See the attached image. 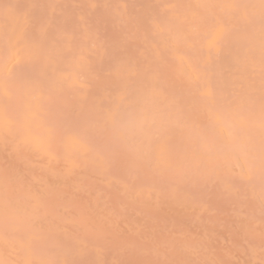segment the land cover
Here are the masks:
<instances>
[{
    "label": "bare ground",
    "instance_id": "1",
    "mask_svg": "<svg viewBox=\"0 0 264 264\" xmlns=\"http://www.w3.org/2000/svg\"><path fill=\"white\" fill-rule=\"evenodd\" d=\"M262 118L258 0H0V261L261 264Z\"/></svg>",
    "mask_w": 264,
    "mask_h": 264
},
{
    "label": "snow or ice",
    "instance_id": "2",
    "mask_svg": "<svg viewBox=\"0 0 264 264\" xmlns=\"http://www.w3.org/2000/svg\"><path fill=\"white\" fill-rule=\"evenodd\" d=\"M258 3L261 7L262 15H264V0H258ZM31 82L26 81L25 85L30 86ZM209 94H211L209 92ZM213 117L215 120V127H223L226 123L229 124V131H228V141L229 142H235L238 138V134L242 129L244 128L246 124V120L244 118V115L241 110H232L231 107H225L223 109H212ZM261 131L262 135H264V118L261 120ZM205 146H210L207 141L204 142ZM51 150V149H50ZM144 165H146L148 168H153L155 166L159 165V160L156 158V155L154 152L148 153L143 157V160L141 161ZM261 168L262 171H264V144H262L261 149ZM5 184L11 185V177H5ZM8 207H14L13 202L9 199L8 200ZM0 264H4V262L0 261ZM42 264H61L60 261L56 260H49L44 261ZM64 264H69V262H64ZM205 264H208V262H205ZM212 264H227V262L220 261V262H212ZM261 264H264V261L261 262Z\"/></svg>",
    "mask_w": 264,
    "mask_h": 264
}]
</instances>
